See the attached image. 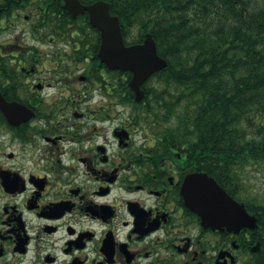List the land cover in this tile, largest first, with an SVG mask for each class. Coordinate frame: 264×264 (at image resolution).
I'll return each instance as SVG.
<instances>
[{"label":"flooded vegetation","instance_id":"flooded-vegetation-1","mask_svg":"<svg viewBox=\"0 0 264 264\" xmlns=\"http://www.w3.org/2000/svg\"><path fill=\"white\" fill-rule=\"evenodd\" d=\"M11 1L18 8L0 0V29L32 42L17 34L0 42L19 71L0 93L34 115L12 124L0 108V264L29 256L31 264H255L259 226H206L184 191L206 173L258 225L261 196L257 211L248 207L246 176L220 180L201 169L194 129L166 121L162 109H118V70L98 56L87 10ZM175 129L183 138L166 134Z\"/></svg>","mask_w":264,"mask_h":264},{"label":"trees","instance_id":"trees-1","mask_svg":"<svg viewBox=\"0 0 264 264\" xmlns=\"http://www.w3.org/2000/svg\"><path fill=\"white\" fill-rule=\"evenodd\" d=\"M107 1L127 44L151 33L167 60L143 84L141 101L129 85L131 72L118 71L119 102L131 109H162L166 121L175 114L182 128L194 129L191 146L199 167L217 179L240 180L253 168L264 175V0ZM60 5L53 0L50 11ZM0 11L1 18L6 12L1 4ZM17 66L0 56V85L19 72ZM166 132L183 138L176 129ZM260 196L255 232L264 243ZM246 201L254 209V197Z\"/></svg>","mask_w":264,"mask_h":264},{"label":"water","instance_id":"water-1","mask_svg":"<svg viewBox=\"0 0 264 264\" xmlns=\"http://www.w3.org/2000/svg\"><path fill=\"white\" fill-rule=\"evenodd\" d=\"M63 2L64 7L74 15L88 11L91 23L101 34L99 57L111 68L131 71L130 86L135 92V99L142 100L143 83L167 65V60L158 53L152 34L147 33L143 42L126 44L119 16L110 12L109 2L99 0L89 5H84L79 0ZM0 108L5 109L12 124H20L34 115L31 108L17 101L8 102L1 93ZM195 180L197 185L193 186ZM184 191L186 201L194 205L206 226L221 228L226 225L230 229L258 226L255 216L248 212L245 205L230 196L217 180L206 173L189 177L184 184ZM255 264H264V253L255 259Z\"/></svg>","mask_w":264,"mask_h":264},{"label":"rangeland","instance_id":"rangeland-1","mask_svg":"<svg viewBox=\"0 0 264 264\" xmlns=\"http://www.w3.org/2000/svg\"><path fill=\"white\" fill-rule=\"evenodd\" d=\"M17 34L19 35L20 39L23 38V41L25 43H29L32 39L30 38V36L28 35H24L20 32H8V31H4L3 29H0V42H3L4 40H6L8 37H10L11 35ZM32 42V41H31ZM98 98V97H97ZM96 98V99H97ZM118 109H131L129 106H118ZM169 121L171 122V124L176 123L175 121H177V116L172 117L169 119ZM247 176H246V181H245V193H243V195H248L249 199L251 200L252 197H256L259 198V196L257 195H263L264 194V175L263 172L258 170L257 168H253L250 169L247 172ZM258 202H262V197L257 199ZM32 263V258L31 256L27 257L24 260H21V262L19 264H31Z\"/></svg>","mask_w":264,"mask_h":264}]
</instances>
